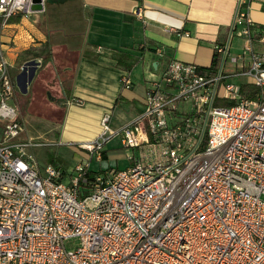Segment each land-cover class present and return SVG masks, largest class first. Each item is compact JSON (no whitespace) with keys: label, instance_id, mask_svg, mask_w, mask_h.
<instances>
[{"label":"built area","instance_id":"1","mask_svg":"<svg viewBox=\"0 0 264 264\" xmlns=\"http://www.w3.org/2000/svg\"><path fill=\"white\" fill-rule=\"evenodd\" d=\"M249 3L236 0L212 76L154 49L163 66H147L140 112L118 129L105 113L69 173L27 154L50 144L20 139L16 78L0 45V264H264V53L254 49L264 29ZM30 5L0 0V22ZM232 36L242 53L230 54ZM235 79L253 90L244 95ZM119 80L131 89L128 73ZM115 138L142 158L90 178L92 158ZM70 240L79 244L67 250Z\"/></svg>","mask_w":264,"mask_h":264},{"label":"crops","instance_id":"2","mask_svg":"<svg viewBox=\"0 0 264 264\" xmlns=\"http://www.w3.org/2000/svg\"><path fill=\"white\" fill-rule=\"evenodd\" d=\"M235 3L236 0H42V11L20 15L17 21L3 25L2 32L13 39L12 44L6 38L0 45L7 52L11 75L18 82V52L29 48L30 39L36 38L38 45L45 44L49 60L56 59V83L50 92V83L45 82L44 92L33 87L37 70L29 78L28 91H23L25 101L29 109L36 106L48 115L45 118L58 133L59 143L79 147L98 135L99 121L105 113L112 115L111 128L118 129L140 112L151 80L147 66L153 68L156 63L158 70L163 66L158 65L161 61L154 49L163 48L170 59L209 68L217 59L214 46L229 38ZM248 13L253 25L264 29V0H250ZM229 46L231 55L240 54L243 41L232 36ZM254 49L264 53V46L255 45ZM125 57L138 62L124 70L118 58ZM233 71L231 67L224 69ZM124 72L132 81L128 90L119 80ZM233 81L244 83V79ZM17 90L22 92L16 83ZM47 96L53 103L47 101ZM17 100L15 93L13 103L19 113ZM19 116L22 117L20 113ZM116 143L120 144L115 138L106 145V158V152ZM74 150L79 157L84 156V152Z\"/></svg>","mask_w":264,"mask_h":264},{"label":"rangeland","instance_id":"3","mask_svg":"<svg viewBox=\"0 0 264 264\" xmlns=\"http://www.w3.org/2000/svg\"><path fill=\"white\" fill-rule=\"evenodd\" d=\"M2 27L3 24L0 22V42L4 41L7 38L6 40L8 44H12L13 38L10 36L7 37L5 35L6 32H2ZM29 41L31 43L29 48L25 51H22L21 53L18 52V56H16L15 58V64L19 72L18 74H20L17 79L18 82L16 83L22 90V92H20L19 90H17L16 92L19 113L22 115V117L20 118L22 120L24 129V133L20 137V139L24 141L32 139L35 143L50 144L46 147L28 148L27 154L31 155L40 167H44L47 165V156L51 155L52 157L56 158L55 164H58L60 166L61 172L69 173L80 158V154L74 149L83 152L82 149L78 147V144L73 145L71 143H59L58 133L51 129V122L45 118V115L46 117H48V115L45 114L44 111L37 110V108L39 107L36 108V106H32L31 109H29V107L27 106L28 102L25 101L26 93H23V89H26L28 91L29 78L34 75L37 70L38 71L36 72L34 80L31 83V85H34L33 87H36V89L41 88L44 92L45 82L50 83V92V90H53L56 83V73L54 71V67L57 65L56 59L53 58L46 64L42 63V58H40L39 56L45 54V44L38 45L40 44V41L36 40V38H34V40L30 39ZM5 53L7 54V52ZM9 53L8 55H10ZM38 63L40 67H38ZM22 67L23 70L21 71L20 68ZM47 99V101L53 103L48 96ZM13 104L16 106L15 103ZM218 105L221 107L227 106L224 102H219ZM203 126L204 125L202 124L201 129L203 128ZM106 153L107 158L103 151L100 161H96L94 157L92 158L90 163V171L100 172L99 174H103L109 169L123 170L132 165H129L130 162L133 163L132 160L128 159V155L131 156L133 154L135 156V159L142 158L140 151H135L134 153V151L128 150L118 143L114 144V146H110ZM78 244V240H70L65 242V247L67 250H72L77 247Z\"/></svg>","mask_w":264,"mask_h":264},{"label":"trees","instance_id":"4","mask_svg":"<svg viewBox=\"0 0 264 264\" xmlns=\"http://www.w3.org/2000/svg\"><path fill=\"white\" fill-rule=\"evenodd\" d=\"M19 16H14V17H11L8 22H15L17 21L19 18ZM40 58H42V63L46 64L48 61H49V58H50V52L47 48H45V54L42 55V56H39ZM128 60V62H127ZM118 62L119 64L121 65V67L124 69V70H130L132 68V66H134L135 64H137L138 61H134L133 59H129L127 57H125L123 60H121L120 58H118ZM218 66H219V63H218V60L217 59H214L213 60V63L212 65L209 67V68H199L200 71H202V73L206 74L207 75H214L216 74V71L218 69ZM253 90V87L250 86V85H247V84H242V92L244 95H248L247 91H252ZM219 102H224L227 106H223V107H230V106H233L235 105V103L233 102H226V101H223V100H217L215 102V106H218V103ZM221 107V106H220ZM55 157H52L51 155H48L47 156V164H51V165H54L57 169H60V166L58 164H55ZM64 173V172H63ZM100 172H93V171H89L88 172V175L90 178L93 177L94 174H99Z\"/></svg>","mask_w":264,"mask_h":264},{"label":"water","instance_id":"5","mask_svg":"<svg viewBox=\"0 0 264 264\" xmlns=\"http://www.w3.org/2000/svg\"><path fill=\"white\" fill-rule=\"evenodd\" d=\"M42 0H31V5L29 7V12L34 13V12H40L42 11ZM153 68H156V63H154ZM25 92V89H23Z\"/></svg>","mask_w":264,"mask_h":264}]
</instances>
